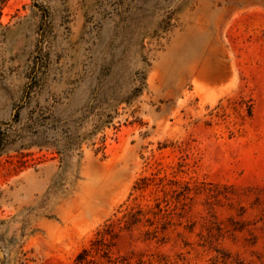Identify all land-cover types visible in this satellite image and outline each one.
<instances>
[{
    "label": "rangeland",
    "instance_id": "obj_1",
    "mask_svg": "<svg viewBox=\"0 0 264 264\" xmlns=\"http://www.w3.org/2000/svg\"><path fill=\"white\" fill-rule=\"evenodd\" d=\"M0 131V264H264V0H0Z\"/></svg>",
    "mask_w": 264,
    "mask_h": 264
},
{
    "label": "trees",
    "instance_id": "obj_2",
    "mask_svg": "<svg viewBox=\"0 0 264 264\" xmlns=\"http://www.w3.org/2000/svg\"><path fill=\"white\" fill-rule=\"evenodd\" d=\"M252 109L251 107L248 108V113L249 115H251ZM1 132V131H0ZM1 141L0 140V148H1ZM131 223V222H130ZM133 223V222H132ZM111 227V224H108L106 226V228H104L103 230H99L97 232V238H95L92 242L93 246L92 248H84L80 253H78L77 257H76V263L77 264H91V263H95L93 261V259L90 258L91 253L93 251H95L96 253H101L102 252V256L104 257H109V247L110 244L107 241V234L109 233V231L111 229H109ZM217 252L219 255H221V257L224 260V263L222 264H245L242 260H237L234 259L233 256L231 255L230 252H223L221 250L217 249ZM109 261H111V259H108ZM113 263L115 264H120L123 263V260H114ZM95 264H103V263H95ZM218 264V263H216Z\"/></svg>",
    "mask_w": 264,
    "mask_h": 264
}]
</instances>
